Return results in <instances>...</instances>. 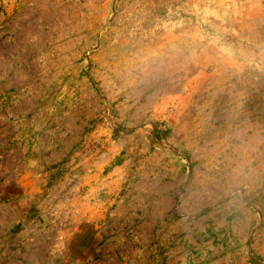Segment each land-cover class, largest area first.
<instances>
[{
    "label": "rangeland",
    "instance_id": "374dc122",
    "mask_svg": "<svg viewBox=\"0 0 264 264\" xmlns=\"http://www.w3.org/2000/svg\"><path fill=\"white\" fill-rule=\"evenodd\" d=\"M0 264H264V0H0Z\"/></svg>",
    "mask_w": 264,
    "mask_h": 264
}]
</instances>
